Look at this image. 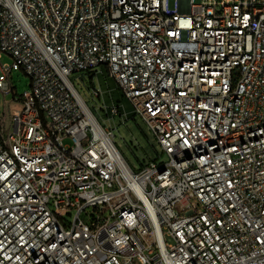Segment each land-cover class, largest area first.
Instances as JSON below:
<instances>
[{
    "label": "built area",
    "instance_id": "2783aa9c",
    "mask_svg": "<svg viewBox=\"0 0 264 264\" xmlns=\"http://www.w3.org/2000/svg\"><path fill=\"white\" fill-rule=\"evenodd\" d=\"M3 55L0 264H264V0H0ZM98 67L165 162H126Z\"/></svg>",
    "mask_w": 264,
    "mask_h": 264
},
{
    "label": "rangeland",
    "instance_id": "374dc122",
    "mask_svg": "<svg viewBox=\"0 0 264 264\" xmlns=\"http://www.w3.org/2000/svg\"><path fill=\"white\" fill-rule=\"evenodd\" d=\"M198 1V0H196ZM2 63H10L11 58L3 55L0 60ZM102 73L94 77V84L99 85L104 91V101L107 104L114 102L120 106L122 114H115L113 116H107L104 111L99 109V102L93 100L87 88L91 87V78L86 71L71 73L69 78L78 89L88 106L94 111L96 118L102 125L112 126L113 128V141L125 158L126 162L133 170H138L142 165H146L149 162H165L167 155L163 152L158 144L155 136L149 130L144 121L133 113V109L129 101H127L121 92L116 87L114 80L108 76L106 70L103 67ZM11 83L14 87L13 92H9L3 95L0 92V103L4 101H10L7 108L12 110L15 107V103L12 101L13 93L16 95H22L25 91L30 90V78L26 75L22 69L18 68L11 73ZM3 107H0V111ZM64 143L70 144L69 139H64ZM172 242L171 239H168Z\"/></svg>",
    "mask_w": 264,
    "mask_h": 264
},
{
    "label": "trees",
    "instance_id": "16d2710c",
    "mask_svg": "<svg viewBox=\"0 0 264 264\" xmlns=\"http://www.w3.org/2000/svg\"><path fill=\"white\" fill-rule=\"evenodd\" d=\"M143 166V165H142Z\"/></svg>",
    "mask_w": 264,
    "mask_h": 264
}]
</instances>
